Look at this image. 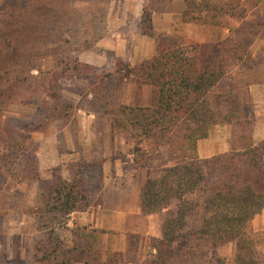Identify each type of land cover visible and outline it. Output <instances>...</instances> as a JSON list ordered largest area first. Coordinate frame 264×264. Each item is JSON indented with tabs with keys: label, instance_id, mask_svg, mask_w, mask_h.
I'll use <instances>...</instances> for the list:
<instances>
[{
	"label": "trees",
	"instance_id": "1",
	"mask_svg": "<svg viewBox=\"0 0 264 264\" xmlns=\"http://www.w3.org/2000/svg\"><path fill=\"white\" fill-rule=\"evenodd\" d=\"M67 2H0V131L7 132L3 117L11 102L24 99L26 105L43 109V114L56 113L57 119L66 117L68 109L72 108L70 104L59 106L63 99L56 90L60 78L78 72L80 65L70 54L73 50L64 46L70 44L65 39L69 20L61 14L69 9ZM150 2L152 7L145 5L143 10L141 34L155 38L152 16L158 10L153 7L155 4L165 7L171 0ZM232 10L211 0H186L182 19L185 23L222 26L223 19L231 17ZM52 18L54 28L45 32ZM241 31L237 33L240 35ZM250 46L247 38L237 41L231 38L223 55L208 59L194 54V46L173 45L159 38L157 53L151 59L133 66L117 64V72L153 90L150 106L123 105L114 114L120 136L126 138L130 131H140L143 137L154 142L150 150H133L132 153L136 168L147 174L141 188L140 210L146 216L162 214L176 204L174 214L162 223V237L152 239L150 258L142 264H175L177 248L188 245L184 232L187 218L195 213L200 219L192 234L193 245L215 250L234 243L236 254L232 264H264L263 243L255 238L251 227L264 211V141L254 142V114L250 108H245L248 100H243L241 90L237 94L212 96L229 73L246 65L242 59L250 58L247 52ZM53 59H58V66L49 71L46 62ZM18 91L25 93L24 98H20ZM51 103L55 107L48 110ZM220 124L240 130L241 135L233 140L230 152L201 159L198 142L207 139L211 128ZM164 135L172 139L161 144L167 145L166 153L157 155L161 145L155 141ZM27 142L12 139V150L25 152L23 147ZM55 177L50 185L45 183L41 193L44 204L40 203L39 209L64 216L86 211L89 204L82 180ZM93 233L104 234L105 231L94 229ZM77 235L84 238V243L71 250H66L57 237L50 238L48 248L37 249L36 255H41L39 261L43 264H100L99 253H93L89 237L82 232ZM217 263L225 264L223 260Z\"/></svg>",
	"mask_w": 264,
	"mask_h": 264
},
{
	"label": "rangeland",
	"instance_id": "2",
	"mask_svg": "<svg viewBox=\"0 0 264 264\" xmlns=\"http://www.w3.org/2000/svg\"><path fill=\"white\" fill-rule=\"evenodd\" d=\"M67 1L69 9L61 14L69 20L65 39L70 44L65 43L64 46L69 47L67 50H73L70 54L80 65L78 72L67 73L60 78L56 90L63 99L59 106L63 108L70 104L72 108L68 109L66 117L57 119L56 113L48 111L43 114V109L26 105V100L22 99L11 102L4 112L3 123L8 128L6 133L0 131V264H43L39 261L41 255H36L37 249L48 248L52 237H57L66 250L81 247L84 238L79 237L78 232L89 237L87 240L94 246L93 253H99L100 264L121 261L142 264L150 258L152 239L155 237H123L124 234L106 231L104 234H94L96 228L83 225L79 219L91 211L89 218L92 220L100 211L101 185L107 180L114 182L118 169L120 174L124 170L126 178H133L136 182H145L147 178L146 171L136 168L132 153L133 150H150L154 142L143 137L140 131H130L126 138L120 136L114 114L123 105L148 107L153 99L150 86H140L136 79L117 72L119 63L133 66L144 61L134 52L138 40L135 34H141L143 12L139 19H136L135 13L142 6L144 10L145 5L151 8V0ZM213 2L233 9L231 17L223 19L222 26H215L218 31L205 33L200 38L192 31L185 38L176 32L169 36L156 32L155 38H150L156 47L159 38L173 45L194 46V54L208 59L223 55L229 39L237 41L241 37L247 38L251 46L247 51L250 58L242 59L246 65L242 64L243 67L239 66L229 73L212 96L216 98L226 93L237 94L241 90L243 100H248L245 108H250L254 114V142L260 144L264 141V15L248 19L252 17L254 7L261 6L264 12V0H246L242 5ZM165 7L155 4L153 8L161 12ZM49 22L45 32L54 28V19ZM237 30H242L240 35ZM212 38L221 44L218 46L211 43ZM50 40L54 43V40ZM197 40L205 42L204 45ZM119 41L127 44L120 55L116 51ZM137 45L140 46L139 52L148 49L147 44ZM131 57L138 60L132 61ZM57 61L53 59L46 62V69L53 71L58 66ZM33 73L37 74L36 71ZM18 94L20 98L25 96L23 91H18ZM54 107L51 103L48 110ZM240 135L241 131L231 126H213L209 137L198 142V154L200 144L203 155L217 151L210 158L228 153L233 140ZM18 138L29 141L23 147L25 152L12 150V139ZM171 139L170 135H164L155 142L161 145ZM166 150L167 145H161L156 154L164 155ZM56 175L67 181L82 180L89 204L86 211L64 216L39 209V204H44L41 200L43 187L45 183H53ZM124 179L122 181L128 182ZM175 210L174 203L170 210L157 214L156 224H161V231L164 219L173 215ZM199 219L198 213L187 218L188 226L184 232L188 245L177 248L175 264H218L219 260L232 264L236 254L234 243L229 242L215 250L192 244V234L199 225ZM251 227L255 238L263 243L264 258V220L258 219L256 223L253 221Z\"/></svg>",
	"mask_w": 264,
	"mask_h": 264
},
{
	"label": "crops",
	"instance_id": "3",
	"mask_svg": "<svg viewBox=\"0 0 264 264\" xmlns=\"http://www.w3.org/2000/svg\"><path fill=\"white\" fill-rule=\"evenodd\" d=\"M186 0H171L165 7L164 11L158 12L155 11L152 16L153 26L157 33L166 34V36L173 35V33H177L179 36L185 38L186 35L190 34V31L197 33L200 38L203 34L212 33L213 31H218L215 26L211 25H200L196 23H185L182 19V12L185 8ZM212 1V0H211ZM215 2H224V3H235L242 5L246 0H213ZM212 1V2H213ZM143 12V6L140 8L139 12L137 11L136 19H139ZM253 12V13H252ZM251 12L252 17L248 20H253L257 16H263L264 12L261 11V6L254 7ZM216 29V30H215ZM138 38L137 43L134 45V52L138 53L140 60H148L154 57L157 53V47L155 42L150 38L143 36L142 34H135V39ZM213 40L211 43L221 44L220 41ZM152 40V41H151ZM139 41V42H138ZM151 41V42H150ZM198 43L204 45L205 42ZM137 44H147L148 49L142 52L140 51V46ZM127 48V44L125 41H119L117 44V54H122L124 49ZM141 55V57H140ZM136 56V55H135ZM132 61L135 60V57H131ZM210 153V152H209ZM217 151H211L210 155H206L201 153V144L199 147V155L200 158H210L214 156ZM122 174H120V169L117 170L116 178L113 181H105L101 185L102 190V203L99 205L100 211L94 215L92 220H90V213L86 212L84 215H81V223L83 225H93L96 229L104 230L106 232H116L118 234L136 236H152L155 238H160L162 236L161 224H156L157 214L155 215H144L140 210V199H141V188L143 182H136L133 178H126V174L124 170H122ZM124 180L128 182L122 181ZM258 219L264 220V211L258 215L254 222L258 221ZM107 233V234H108ZM128 236V237H130ZM127 239V238H126ZM129 240V238H128ZM114 264H131L127 261H121Z\"/></svg>",
	"mask_w": 264,
	"mask_h": 264
}]
</instances>
